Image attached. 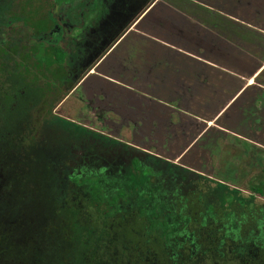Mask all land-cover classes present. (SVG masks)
Wrapping results in <instances>:
<instances>
[{"label":"crops","instance_id":"1","mask_svg":"<svg viewBox=\"0 0 264 264\" xmlns=\"http://www.w3.org/2000/svg\"><path fill=\"white\" fill-rule=\"evenodd\" d=\"M135 1L133 19L103 42L90 69L100 86L98 121L213 166L223 182L260 178L264 0Z\"/></svg>","mask_w":264,"mask_h":264},{"label":"rangeland","instance_id":"2","mask_svg":"<svg viewBox=\"0 0 264 264\" xmlns=\"http://www.w3.org/2000/svg\"><path fill=\"white\" fill-rule=\"evenodd\" d=\"M30 1L36 4L27 5V0H0V44L9 53L0 71V264H133L129 240L125 236L121 240L118 232L113 234L112 250L109 249L106 256L95 257L80 253L74 237L67 235L69 230L72 231L70 226L67 230L64 225L71 216L66 201L72 171L67 173V167L71 156H74V172L81 168L75 174L86 177L92 174L94 161H101L113 168L115 162L121 159L127 179H114L104 188L110 196L125 183L132 188L130 193H134L140 188L131 185L134 178L129 164L141 153L120 143L110 146L102 144L96 136L97 131L75 122L77 120L71 114L72 106L76 104L74 96L59 107L56 98L60 94L67 95L98 62L96 56L104 50V43L115 37L133 19V8H138L136 1ZM92 5L97 7L93 9ZM88 9L93 12L90 13ZM100 10H103L104 16L96 18ZM91 23H95V26L91 27ZM54 25L58 26L59 31L53 34ZM55 34L58 38L56 42ZM55 43L59 47L53 49L51 56L67 58L61 85L58 80L53 85L54 91L48 92L45 91L47 80L34 77L37 71L30 67L31 61L28 62L26 58L36 45L39 47L38 56L49 58L46 47ZM35 57L32 55V58ZM25 66L33 71L27 72ZM21 75L24 77L17 83L16 79H20ZM44 100L47 104L42 109ZM51 105L52 111H47ZM75 125L86 129L85 133L79 134L76 145V134L72 133ZM44 160L54 167V170H50V179L44 177L41 168L46 163ZM186 160L180 159L179 162ZM84 166L88 168L87 171H82ZM33 174L36 175L35 179ZM259 174L261 177L258 179H264V173ZM179 178L186 184L202 180L186 169ZM172 179H175L173 175ZM253 182L241 187L248 189ZM223 187L230 188V193L235 190L232 186ZM141 192H144L143 189ZM220 192L227 193L225 190ZM237 192V196H243L242 192ZM177 193L178 190H175L172 195ZM140 197L135 199L131 194L127 201L116 207L117 211L146 205L147 201L140 200ZM169 198H159L160 204L164 207L173 203L169 202ZM163 207L157 214L166 213ZM169 208L172 210V204ZM180 221L178 217L177 223Z\"/></svg>","mask_w":264,"mask_h":264},{"label":"flooded vegetation","instance_id":"3","mask_svg":"<svg viewBox=\"0 0 264 264\" xmlns=\"http://www.w3.org/2000/svg\"><path fill=\"white\" fill-rule=\"evenodd\" d=\"M55 26L52 28L53 34L59 31L58 26ZM57 40L55 34L54 42ZM57 44L51 45L59 47ZM90 71L68 94V97L74 96L76 100V107H72L71 114L77 120H74L77 125L97 131L96 136L102 144L110 146L120 143L140 151L141 154H137L129 164L134 178L131 185L139 187L140 191L130 193L132 188L124 183L114 195L108 196L106 193L104 186L114 179L122 180L127 175L121 159L115 162L114 167L111 165L113 168L101 161H94L92 174L84 177L75 174L81 168L74 172L75 157L71 156L67 173L72 171V179L71 185L67 186L69 194L66 202L72 216V234L76 216L80 224H89L93 212L88 203L99 201L106 203L107 215L111 219V225L102 227V230L107 228L111 235L123 233L129 240L133 264H264V179L252 177L236 185L230 184V179L223 182L217 177L218 172L213 166L207 169L206 165L200 163L179 162L182 159L180 156H171L154 149L151 139L125 137L115 128L121 124L98 121L100 86L99 83L91 84ZM91 111L96 113L95 117H90ZM84 128L72 132L76 134L75 145L79 134L85 133ZM199 158L206 159V156ZM50 167L54 170L52 165ZM83 168L82 171L88 170L86 166ZM185 169L197 174L202 180L195 184L183 183L179 175ZM260 172L264 173V167ZM171 175L175 179L170 180ZM250 181H254L253 185H249L250 188L241 187ZM223 186H232L235 190L230 193V188ZM142 189L144 192H141ZM175 190H178L177 195H172ZM220 190L227 193H221ZM236 190L242 192L243 196H237ZM131 194L135 199L141 196L140 200H146L147 204L118 212L116 207L127 201ZM167 196L170 197L169 202H173L170 203L172 210L170 204L164 207L160 204L159 198L166 199ZM161 207L167 214H157ZM177 216L181 219L178 223ZM118 223L120 229H115ZM86 238L89 239V235Z\"/></svg>","mask_w":264,"mask_h":264},{"label":"trees","instance_id":"4","mask_svg":"<svg viewBox=\"0 0 264 264\" xmlns=\"http://www.w3.org/2000/svg\"><path fill=\"white\" fill-rule=\"evenodd\" d=\"M36 3L30 0H27V5L34 6ZM1 43V42H0ZM38 45L34 47V49L27 54V61L29 62L30 67L34 68L35 71H37L34 74V77L37 79H40V77H43V79L47 80V89L45 91L51 92L54 91L53 85L55 82H58L60 80V85H61V75L62 71L65 68V58L60 59L56 55L51 56V53L53 49H57V47H53L52 45H48L46 47L47 52H49L48 57L49 58H42L38 56ZM8 50L3 46V44H0V71L3 70V65L5 66V58L8 56ZM32 55L36 57L32 58ZM32 58V60H30ZM25 70L27 72H32L28 66H25ZM31 70V71H30ZM22 76L21 75L20 79H16L17 83H20L22 81ZM46 82V81H45ZM25 83V82H24ZM19 89L15 90L18 91ZM43 90V89H42ZM69 94V93H68ZM67 95H59L56 100L57 102V107L61 106L64 102H66L68 99L70 100L71 98L68 97ZM43 96V95H42ZM45 101V100H44ZM46 101L43 104L42 109L44 108V105H46ZM73 109L76 107V104L72 106ZM53 108V106H50V109L47 111H50ZM52 111V110H51ZM79 126H76L73 128L72 132L76 133L77 130L79 129ZM33 140V139H32ZM35 140V139H34ZM45 161V160H44ZM46 162V161H45ZM44 170V177L46 179H50L52 176L51 173V167L50 165L46 162L41 166ZM260 173V172H259ZM257 174V176H260V174ZM35 174H33V178L35 179ZM88 206L90 207V211L93 212V216L90 217L89 224L82 225L78 222L79 217L76 216L77 222L72 225L73 228V234L72 231H68L67 235H70L74 237L75 242L78 243L79 246V251L80 253L84 252L85 254H88L91 257H95L96 255H107L108 250H112V244H110L109 241L112 243V237L113 235L110 234L108 229L106 228L105 230H102V227H109L111 224V219L108 217V208L106 203L104 202H89ZM72 220V216L68 218L64 225L68 230V227L70 226V221ZM124 225V223H123ZM115 229H120V224L118 223ZM119 233V232H118ZM86 235H89V239L86 238ZM119 235L123 236V233H119ZM77 240V241H76ZM187 264H193V263H187Z\"/></svg>","mask_w":264,"mask_h":264}]
</instances>
